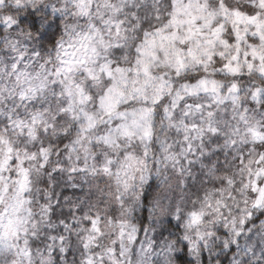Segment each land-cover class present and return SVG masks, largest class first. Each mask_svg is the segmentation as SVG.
<instances>
[{"label":"clouds","instance_id":"1","mask_svg":"<svg viewBox=\"0 0 264 264\" xmlns=\"http://www.w3.org/2000/svg\"><path fill=\"white\" fill-rule=\"evenodd\" d=\"M0 264H264V0H0Z\"/></svg>","mask_w":264,"mask_h":264}]
</instances>
